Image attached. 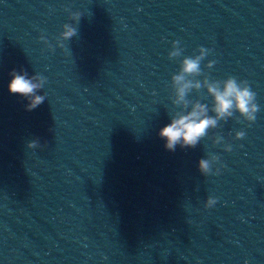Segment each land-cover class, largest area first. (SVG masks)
I'll return each mask as SVG.
<instances>
[{"label": "clouds", "instance_id": "obj_1", "mask_svg": "<svg viewBox=\"0 0 264 264\" xmlns=\"http://www.w3.org/2000/svg\"><path fill=\"white\" fill-rule=\"evenodd\" d=\"M81 13L72 12L71 19L79 22ZM77 34L76 27L69 23L63 25V31L60 33V39L67 41ZM44 37H40L43 39ZM178 43V42H175ZM200 56L184 57L181 62L180 72L172 77L173 83L176 85L177 105H182L184 109L188 107L186 97L189 91L195 87L200 88L199 82L193 84L187 80L189 75H198L201 73V61L206 55L208 49L199 47ZM181 55L179 51L169 54L171 57ZM12 77L8 84L10 94L23 97L27 103L26 111H32L41 105L46 99L45 95L38 92L43 89L46 78L40 74L31 77L24 70L17 71L13 69L10 72ZM222 84V87L220 85ZM208 94L213 99V107L211 111L214 116L208 115V106L204 103H192L190 111H179L170 119V123L166 124L159 130V137L164 140V147L168 151H175L179 145L181 148H194L203 138L208 135V130L217 125V121L233 116L239 113L245 120L253 122L256 119V113L259 106L256 103V93L251 90L247 81H237L235 77H228L222 81H214L207 84ZM237 138L242 139L244 132H237ZM38 139L32 140L27 147L36 149L40 147ZM215 158V157H213ZM199 171L207 176L211 173V161L208 158H202L198 161ZM216 203V199L209 197L205 207H212Z\"/></svg>", "mask_w": 264, "mask_h": 264}]
</instances>
